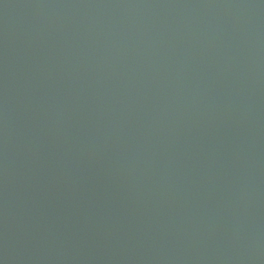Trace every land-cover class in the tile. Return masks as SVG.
Wrapping results in <instances>:
<instances>
[{
  "label": "water",
  "instance_id": "95a60500",
  "mask_svg": "<svg viewBox=\"0 0 264 264\" xmlns=\"http://www.w3.org/2000/svg\"><path fill=\"white\" fill-rule=\"evenodd\" d=\"M0 264H264V0H0Z\"/></svg>",
  "mask_w": 264,
  "mask_h": 264
}]
</instances>
